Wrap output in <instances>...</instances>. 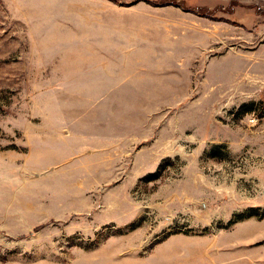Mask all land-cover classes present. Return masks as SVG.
I'll return each mask as SVG.
<instances>
[{
	"label": "rangeland",
	"instance_id": "obj_1",
	"mask_svg": "<svg viewBox=\"0 0 264 264\" xmlns=\"http://www.w3.org/2000/svg\"><path fill=\"white\" fill-rule=\"evenodd\" d=\"M0 264H264V0H0Z\"/></svg>",
	"mask_w": 264,
	"mask_h": 264
}]
</instances>
